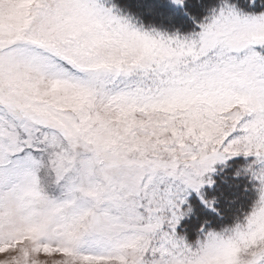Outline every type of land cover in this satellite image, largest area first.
<instances>
[{
  "label": "snow or ice",
  "instance_id": "obj_1",
  "mask_svg": "<svg viewBox=\"0 0 264 264\" xmlns=\"http://www.w3.org/2000/svg\"><path fill=\"white\" fill-rule=\"evenodd\" d=\"M0 264H264V0H0Z\"/></svg>",
  "mask_w": 264,
  "mask_h": 264
}]
</instances>
